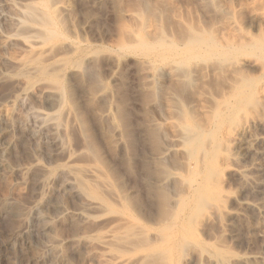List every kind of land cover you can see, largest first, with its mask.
Segmentation results:
<instances>
[{"label":"bare ground","instance_id":"bare-ground-1","mask_svg":"<svg viewBox=\"0 0 264 264\" xmlns=\"http://www.w3.org/2000/svg\"><path fill=\"white\" fill-rule=\"evenodd\" d=\"M50 3L51 0H30L23 5L21 18L6 21L8 32L6 34L0 32V95L4 92V96L13 95L14 97L13 91L21 92L15 100V104L19 106H31L29 97L38 93L53 99V105L48 111L30 107L42 122L41 130L48 140V145L44 143L46 146L41 147L36 141L37 147L39 146L38 151H35L36 147H34L35 149H32L34 152H29L31 154L27 156L28 160L18 167L10 166L6 158L13 155L14 150L19 147L18 144L24 142L23 139L20 137L15 141L8 140L7 145L0 149L2 157L0 159V219L11 218L14 222L12 229L6 234L7 241L3 243L1 241L2 261L22 257L24 264L195 263L194 256L187 252L191 246L189 231L192 227L195 228L194 221L190 224L194 219L192 213L190 215L192 206L201 204L200 207L203 208L204 203L203 205L209 209L206 219L211 221L213 216L221 212L223 204L237 200L232 193L221 194V181L220 185L218 184L220 175L217 177L218 181H213L206 176L209 169L215 168L214 163H219L226 176H235L241 182L243 188L241 206L253 211L260 210L257 204L247 201V197L264 188V182L254 177L259 167L250 158L248 144L250 142L264 143V31L259 36L252 35L244 31L236 21L231 20L226 27L216 29L220 32L218 35H214L213 28H210L206 32L209 34L206 38L197 33H190L178 39L160 43L158 47L160 51H165L164 53H168L173 58H179L182 63L203 65L211 62L215 66L225 64L231 67L232 70H230L233 72L243 64L242 61L249 59L255 60L254 65L262 70V74L247 84L233 82L229 93H225L226 99L218 101L220 104L217 102L218 107L222 109L218 108L221 114L217 112L216 114L220 115L219 118L217 116L218 119L215 118L217 120L214 119V122L207 126L209 134L206 139H210L211 142L208 141V146H205L204 141V147L201 146L196 161H193L195 171L192 180L186 181L187 184L175 196L173 206L171 205L174 209L173 214L171 210V217L166 218L167 220H157V217L151 219L152 217L148 216L151 214L150 211L144 213L146 205L143 208L142 204V209L137 208V202L134 201L136 203L133 206L134 202L129 199L131 196L118 194L110 181V175L108 176L85 150L81 149L79 153L71 149L70 151L64 142V137H72L73 130L77 129L78 114L73 106L75 92L73 84L70 83L81 68V60L86 50L80 45L68 43L63 38L58 16ZM59 8L62 12L68 11L66 5H61ZM249 10L252 16L264 25V5L260 8L251 7ZM128 14L129 18L136 17L130 12ZM157 44L155 45L158 46ZM140 45L147 50V53L148 49H151L146 41L138 44L139 47ZM243 57L245 59L239 60ZM174 68L176 69L168 65L167 71L172 72ZM213 73L215 74L216 71L213 70ZM33 79L38 82L32 84L30 81ZM205 96H201L200 103H207L208 97ZM247 102L251 105L248 104L250 109L245 111L247 112L245 123L241 128H233V130L231 128L230 133L227 134L230 136L231 141L228 140L230 144H233L241 153L223 156L221 164L217 163L215 159L218 151L215 152V149L223 139L221 136L223 124L226 123L225 120L228 123L230 119L228 115L234 113L236 109L242 110L239 107ZM206 106L207 104L202 105L200 114L205 113ZM232 116L235 115L232 114ZM165 122L171 130L173 143L171 149L168 148L169 152L176 151L174 153L177 154L190 131L187 132L185 129L187 127L184 126L183 129L187 134L182 133L187 137L183 134L182 136L179 134L181 131L177 129L181 121L177 124L178 126L169 117ZM233 122L229 127L234 125ZM22 125L23 121H19L18 125L13 121L10 111L0 113L2 139L10 138L11 130ZM253 125L261 129L262 134L250 138L247 136V130ZM189 129L191 130L190 127ZM192 130V132L195 131ZM61 135H64V141ZM182 140L184 142L181 144ZM223 142L225 143L224 139ZM230 144L229 148H234L230 147ZM221 150L223 153L224 150L222 148ZM181 152V155L185 157L183 151ZM259 154L264 155V151H260ZM60 155L67 159L66 163H55ZM81 156L85 159L84 163L78 164V157L82 158ZM40 157L46 158L50 163L54 159L58 160L54 162L55 165L48 167L43 165L42 160L43 163H41ZM183 163L187 165V162ZM112 173L113 171L111 175ZM175 175L178 176V174ZM213 177L211 175V178ZM222 177L224 179V175ZM29 187L34 188L37 197L35 196V199L29 203H24L23 199L25 200ZM68 193H70V197L68 195L70 202H67L68 197H65ZM210 196L213 198L209 201ZM60 198L63 199L60 200ZM196 207L194 210H197L198 207ZM221 213L227 216V223L222 226L221 231L226 242H222V245L217 248L214 245L205 248L203 250L205 258L209 264H251L250 257L233 254L229 250L231 247L227 249L226 245L235 239L233 228L241 217L240 212L228 209L227 212ZM76 254L82 256H79L82 258L80 263H75L70 258L71 255L76 256Z\"/></svg>","mask_w":264,"mask_h":264},{"label":"rangeland","instance_id":"rangeland-1","mask_svg":"<svg viewBox=\"0 0 264 264\" xmlns=\"http://www.w3.org/2000/svg\"><path fill=\"white\" fill-rule=\"evenodd\" d=\"M29 1L0 0L1 33L8 32L6 21L21 18L22 7ZM61 5L68 6V11L62 12L59 8ZM263 5L264 0H51L50 6L58 16L63 38L68 43L80 45L86 50L81 60V68L70 83L73 84L75 92L73 106L78 114V124L77 129L72 132V137L61 135L65 138L63 141L66 142L68 149L78 153L81 149L85 150L87 155L89 154V157L91 156L90 158L108 176L110 175V181L117 193L122 196L128 195L126 197L131 196L129 199L137 202H132L133 206L137 204V208L142 209V204L143 208L147 206L149 210L145 208L144 213L150 211L151 214L148 216L152 217L151 219L155 217L157 220L169 219L171 210L172 214L174 211L172 206L175 196L187 184L186 181H191L194 176L193 161H196L204 141L205 146L209 144L210 139H206L209 134L207 126L220 116L217 114L222 109L218 107V103L226 99L233 82L247 84L250 80L261 76L262 70L254 65L255 60L245 57L239 59H245V62L242 61L243 64L233 70L239 74L233 73L232 68L225 64L215 66L210 61L203 65L182 63L179 58L169 56L158 47L162 41L178 39L190 33H197L206 38L209 36L206 32L210 28H213L214 35H218L220 32L216 29L226 27L231 20L236 21L244 31L259 36L264 31V25L252 16L249 9L260 8ZM129 12L136 17H127ZM144 40L151 48L148 49V53L142 45L138 46L145 42ZM151 50L153 52H150ZM168 65L176 67L177 70L174 68V71L168 72ZM213 70L216 71L215 74ZM30 82L36 84L38 80L33 79ZM3 93L0 95L2 96L0 113L10 111L13 121L17 125L19 121H23V125L12 129L11 136L7 140L0 137V149L7 145L8 140L15 141L21 137L24 142L18 144L19 147L14 150L13 155L6 158L10 166L18 167L28 160L27 156L34 152L32 151L34 147H36L35 151H38L39 146L37 147L36 141L41 147L46 146L44 143L48 145V140L41 130L42 122L30 107L48 111L53 105V99L38 93L29 97L31 106H19L15 104V100L21 92L13 91L14 97L4 96ZM205 95L208 97L207 103H200L201 96ZM205 104L207 110L200 114V109ZM245 104L239 107L242 110L236 109V112L227 116L228 119L230 117L229 121L233 117L230 122L232 124L234 121L232 127H229L231 126L229 121L227 123L225 120L226 123L223 124L221 136L225 143L221 139V144L218 143L216 146L217 163L221 164L223 156L241 153L230 144V136L227 134L230 133L231 128L232 130L241 128L245 123L247 114L245 111L249 110L251 105L248 102ZM209 106L211 108H208ZM232 114L235 116L231 117ZM168 117L172 118L176 125L181 121L182 125H177L178 131H181L180 135L186 132L184 126L188 128H185L187 132L190 131L188 134L186 132L187 139H185L187 135L183 134L185 136L183 139L186 141L182 140L181 144L183 142L185 144L180 145V153L177 154L174 153L176 151L169 152L173 143L171 130L165 122ZM192 129L195 131L192 132ZM261 134V129L254 125L247 130V136L250 138ZM229 144L235 149H230ZM220 147L224 150L223 153ZM248 147L251 160L259 167L254 177L264 182V155L259 154L260 151H264V143L250 142ZM181 151L185 157L181 155ZM61 155L58 156L60 162L54 159L50 163L46 158L42 159L43 157H40V161L42 160L44 163L42 161L41 163L48 167L55 163L64 164L67 159ZM78 158L77 163L83 164L85 159ZM56 160L58 161L55 162ZM183 162H187V165ZM214 166L215 168L209 169L210 172L208 171L206 176L218 181L217 177L224 175V179L219 176L221 180L218 181V184L221 181V185L219 184L221 194L229 192L237 199L223 204L221 212L231 209L241 214L233 228L235 239L226 244L227 249L231 247L229 250L233 254L250 257L251 264H264V188L247 197V201L257 204L260 210L243 208L241 182L235 176H226L219 163H214ZM112 171L113 175H111ZM210 173L212 177L216 176V179L211 178ZM27 192L25 200L23 199L24 203H29L35 199V196L37 197L33 187H29ZM68 195L70 197V193L65 194V197ZM69 197L66 198L67 202ZM212 198L210 196L209 201ZM203 204V208L200 207L201 204L199 206L194 204L190 211V215L192 213L193 216L191 217L194 218L190 224L194 221L195 228L192 227L189 231L191 246L187 252L194 256L193 264H209L203 250L213 245L217 248L222 242H226L221 231L222 226L227 223V216L220 212L213 216L211 221H207L206 215L208 217L209 209ZM195 207L199 211L194 210ZM5 220L0 219V247L3 241H7L6 234L14 224L11 218ZM79 256L81 255H71L70 258L75 263H80L82 258ZM6 262L2 261L0 252V264H24L22 257H14Z\"/></svg>","mask_w":264,"mask_h":264}]
</instances>
